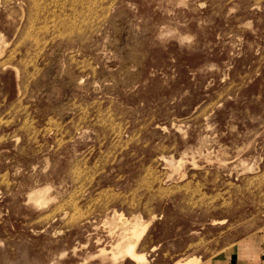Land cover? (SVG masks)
<instances>
[{"label":"rangeland","instance_id":"374dc122","mask_svg":"<svg viewBox=\"0 0 264 264\" xmlns=\"http://www.w3.org/2000/svg\"><path fill=\"white\" fill-rule=\"evenodd\" d=\"M263 230L264 0H0V264H200Z\"/></svg>","mask_w":264,"mask_h":264},{"label":"crops","instance_id":"0c3cea01","mask_svg":"<svg viewBox=\"0 0 264 264\" xmlns=\"http://www.w3.org/2000/svg\"><path fill=\"white\" fill-rule=\"evenodd\" d=\"M200 264H264V230L250 237L230 252H225Z\"/></svg>","mask_w":264,"mask_h":264},{"label":"bare ground","instance_id":"6f19581e","mask_svg":"<svg viewBox=\"0 0 264 264\" xmlns=\"http://www.w3.org/2000/svg\"><path fill=\"white\" fill-rule=\"evenodd\" d=\"M33 191V190H32ZM36 192H38V191H33L31 194H30V196L33 198V197H36ZM45 200H42V199H40L38 202H40V204L41 203H43ZM121 243V242H120ZM120 245V246H119ZM130 242H128V243H123L122 245L121 244H118V247L117 248H119L118 249V251H117V254H120V255H123V254H126V253H129V254H131V256H134L133 254H132V247H130ZM106 253V252H105Z\"/></svg>","mask_w":264,"mask_h":264}]
</instances>
